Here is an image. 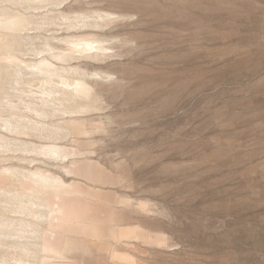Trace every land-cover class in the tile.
<instances>
[{
	"label": "rangeland",
	"instance_id": "rangeland-1",
	"mask_svg": "<svg viewBox=\"0 0 264 264\" xmlns=\"http://www.w3.org/2000/svg\"><path fill=\"white\" fill-rule=\"evenodd\" d=\"M0 264H264V0H0Z\"/></svg>",
	"mask_w": 264,
	"mask_h": 264
},
{
	"label": "bare ground",
	"instance_id": "bare-ground-1",
	"mask_svg": "<svg viewBox=\"0 0 264 264\" xmlns=\"http://www.w3.org/2000/svg\"><path fill=\"white\" fill-rule=\"evenodd\" d=\"M89 46H92L91 44H89ZM88 47V46H87ZM80 169V168H79Z\"/></svg>",
	"mask_w": 264,
	"mask_h": 264
}]
</instances>
